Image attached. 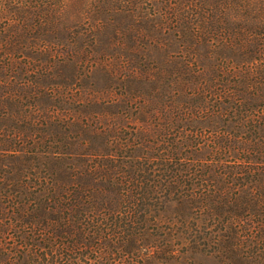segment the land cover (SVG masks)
I'll list each match as a JSON object with an SVG mask.
<instances>
[{
    "label": "rangeland",
    "instance_id": "1",
    "mask_svg": "<svg viewBox=\"0 0 264 264\" xmlns=\"http://www.w3.org/2000/svg\"><path fill=\"white\" fill-rule=\"evenodd\" d=\"M24 1L0 0V264H42L60 227L56 215L84 216L64 208L75 191L87 201L91 189L120 183L108 178L111 168V176L122 169L126 176L148 164L142 155L160 150L212 175L210 159L226 152L224 170L236 177L228 178L230 206L264 203L259 37L242 40V51L228 40L195 38L189 27L156 20L162 10L149 3L86 14L74 6L39 24ZM185 204L167 202L166 226L179 214L186 219ZM229 214L238 224L264 220V205ZM152 232L162 241L123 251L104 245L106 234L92 240L74 228L72 261L112 264L139 253L149 264H264L232 260L207 237L182 242L174 228Z\"/></svg>",
    "mask_w": 264,
    "mask_h": 264
},
{
    "label": "trees",
    "instance_id": "2",
    "mask_svg": "<svg viewBox=\"0 0 264 264\" xmlns=\"http://www.w3.org/2000/svg\"><path fill=\"white\" fill-rule=\"evenodd\" d=\"M24 2L32 11L38 12L36 20L39 24L53 23L58 18L57 14L68 11L74 6H83V13L86 14L91 10H104L108 7L136 8L139 4L149 3L154 8L162 10V14L157 16L156 20L160 22L163 20L180 28L189 27L191 35L195 38L204 36L206 39L213 37L220 42L228 40V44L237 46L240 51L246 43L241 41L249 36L259 37L264 44V0H25ZM221 146L219 144L218 147ZM226 146L229 147V144ZM224 153L226 152L220 151L215 160L210 159L218 168L215 175L210 174L208 171L210 169L206 170V165L203 164H200L198 169H193L195 167L189 163H175L176 156L173 152L161 150L149 156L142 155L141 158L147 160L148 164L137 170H126V176L123 169L115 170V174L111 176L113 174L111 168L107 174L108 178H116L120 183L114 185L106 181L105 184L91 189L87 201L81 188L75 191L70 204L64 208L79 215L84 211V216L83 218L79 216L75 220L70 219L72 223L64 215H56V219L60 221V227L54 234L56 240L50 241L46 249L41 251L40 262L75 264L72 259L78 243L72 239L71 232L74 228L80 233H85L87 238L92 240L100 233L106 234V238L103 237L105 239L103 244L123 251L128 249L132 242L136 243L134 250L137 251L146 244L155 245L162 241V238L161 234H153L152 231L162 228V234L165 235L174 228L182 242L207 237L209 242L216 243V250L220 253L228 249L232 260L245 259L253 262L264 260V220L247 217L243 220V224H238L233 220L232 214H229L230 210L234 213L240 208L259 212V206L264 203L247 201L241 206H230L232 202L228 194L231 193L232 188L233 190L235 188L231 187L228 178L234 180L236 177L234 170H224L225 158L220 156ZM122 160L120 161L123 165L117 163L120 169L125 165ZM125 177L127 178L124 179ZM171 199L175 200L176 204L186 201L188 213L186 219L183 214H179L170 220V226H166L161 212L165 210V205ZM82 207L85 210H82ZM68 213V216L72 217L71 213ZM68 237L70 239H67ZM112 264L149 263L141 254L133 253L130 257L119 258Z\"/></svg>",
    "mask_w": 264,
    "mask_h": 264
}]
</instances>
